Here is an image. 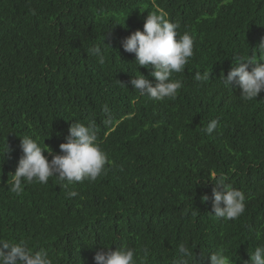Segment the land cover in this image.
<instances>
[{
	"label": "trees",
	"instance_id": "16d2710c",
	"mask_svg": "<svg viewBox=\"0 0 264 264\" xmlns=\"http://www.w3.org/2000/svg\"><path fill=\"white\" fill-rule=\"evenodd\" d=\"M149 12L194 41L172 75L182 82L175 99L153 101L130 83L142 73L156 83L122 46ZM262 41L264 0H0V238L43 249L53 264H95L104 245L135 249L137 264H210L220 248L245 264L264 244V91L245 101L223 76L236 55L260 60ZM197 70L209 79L196 81ZM75 121L97 129L111 161L103 174L12 192L21 137L56 154ZM213 175L245 194L239 218L211 213Z\"/></svg>",
	"mask_w": 264,
	"mask_h": 264
},
{
	"label": "clouds",
	"instance_id": "9594fccd",
	"mask_svg": "<svg viewBox=\"0 0 264 264\" xmlns=\"http://www.w3.org/2000/svg\"><path fill=\"white\" fill-rule=\"evenodd\" d=\"M179 24L167 18V13H151L144 21L143 30L131 33L123 42V49L135 54V62L138 67L149 68L150 76L154 77L153 84L144 73L134 75L130 83L133 89L146 95L153 101L175 99L182 82L172 79L173 73L185 70L189 59L193 56L194 41L192 36L185 32H178ZM261 59L254 56L245 58L236 55L234 67L223 76L224 84L238 85L240 96L245 101L256 99L264 91V41L259 46ZM92 55L98 56L100 63L104 62L102 50L99 45L90 49ZM254 65L249 68V65ZM209 73L199 70L195 73V80L201 83L209 79ZM107 112V107L104 109ZM219 120H211L202 131L211 135L218 128ZM44 143V141H43ZM45 144V143H44ZM60 152L53 154V149L41 147L37 138L32 136L21 137L22 155L19 159L16 171L12 174V182L9 188L19 194L23 190V184L32 183L34 180L47 184L50 177H58L60 181H66L62 186L87 180L94 182L103 174L106 165L110 164L107 154L97 142V129L94 124L75 121L69 127L66 142L60 144ZM47 151L49 156L44 153ZM211 179L217 187L213 189V211L216 218L235 220L245 211V194L225 182L223 175H213ZM77 195L75 191L68 192V196ZM207 201L208 197H203ZM180 253L190 257L188 247L181 244ZM145 253L147 250L145 249ZM250 260L245 264H264V244L258 245L253 252H249ZM210 264H231L225 250L220 248L211 252ZM95 264H137L136 250L127 246H117L114 250L111 246L104 245L95 253ZM0 264H53L47 251L41 249L33 251L24 241L13 242L10 239L0 238Z\"/></svg>",
	"mask_w": 264,
	"mask_h": 264
}]
</instances>
